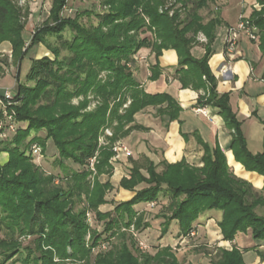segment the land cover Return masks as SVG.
Masks as SVG:
<instances>
[{
    "label": "trees",
    "instance_id": "1",
    "mask_svg": "<svg viewBox=\"0 0 264 264\" xmlns=\"http://www.w3.org/2000/svg\"><path fill=\"white\" fill-rule=\"evenodd\" d=\"M67 1L53 0L48 18L25 48L29 11L24 10L18 0H0V45L10 43L13 58L19 62L34 47L43 45L49 52V56L31 58L32 66L26 76L28 84L18 86L24 105L19 109L17 132L9 141H0V152L10 156L7 165H0V230L5 228L10 234L0 239V264H8L16 256L22 264H58L55 257L61 261L71 258L87 261L90 252L86 248V235L90 231L86 223L87 210L94 212L98 220H105V232L112 231V237L120 240L118 246L100 255L94 264H183L176 255V247H161L159 241L173 221L179 223V237L190 236L195 222L207 211L222 212L219 227L224 240L233 242L238 235L250 233L252 239L260 243L256 247L264 249V216L256 213V209L264 205V197L256 193L250 183L232 174L219 148L211 151L206 147L203 167H192L185 161L163 163L164 169L158 173L156 166L150 163L145 177L135 166L130 179H123L121 183L124 189L135 192V196L117 204L113 211H100L112 190L111 184L102 183L100 177L111 175L110 160L114 156L109 148L99 146L101 132L112 128L111 143L114 144L127 137L136 114L146 108L159 107L157 113H166L172 120L179 111L171 96L149 95L136 80L133 66L142 49H151L156 58L165 49L177 51L179 67L188 66L182 73L196 88L208 92L206 103L217 105L227 126L234 130L231 149L236 160L248 172L264 177V153L254 155L250 152L228 97H218L215 93V79L208 67V58L222 19L218 13L204 23L199 12L216 1L174 0L175 4L161 13L160 9L171 0H102L105 9L96 14L99 24L90 27L79 22L80 15L62 17ZM257 2L264 4V0ZM178 5L180 7L170 16L169 11ZM255 17L252 15L248 19L258 29L259 48L264 53V19ZM148 32L151 39L141 38ZM66 33L70 35L68 39L64 38ZM200 33L208 40L206 54L201 60L191 53V48L199 43ZM50 36L61 37V46L48 41ZM63 51L68 55L60 59ZM102 72L109 73L105 81L99 78ZM158 74L154 71L151 78H157ZM89 93L100 100L91 112L87 111L89 102L84 100ZM79 98L83 101L78 107L73 106L72 101ZM41 131L45 137L38 135ZM49 141L54 143L58 164L65 172L58 184L55 183L58 177L43 173L32 162V153L27 152L38 143L45 154ZM93 158L97 159V174L91 183L88 176ZM67 162L79 169L66 167L64 163ZM142 184L146 187L137 191ZM161 195L170 198L166 214L161 218L135 211L139 204L155 206ZM77 204L83 207L74 213L72 206ZM156 220L161 234L155 247L137 255L132 241L121 233L122 225L126 229L134 227L140 237L155 231L156 225H152ZM16 234L32 236V244L23 247ZM95 237L98 238H94L93 248L101 236ZM103 244L109 243L99 245ZM211 264L247 263L241 250L234 247L231 251L220 250L218 259Z\"/></svg>",
    "mask_w": 264,
    "mask_h": 264
},
{
    "label": "crops",
    "instance_id": "2",
    "mask_svg": "<svg viewBox=\"0 0 264 264\" xmlns=\"http://www.w3.org/2000/svg\"><path fill=\"white\" fill-rule=\"evenodd\" d=\"M215 1L221 5L219 13L222 19V25L217 29L212 53L208 58V67L215 79V93L218 97H228L250 152L254 155L263 154L264 148L253 149L251 144L257 139L259 141L264 140V112L261 108L264 103V83L261 81L264 76V53L261 52L258 42L255 44L249 37L244 36L237 52L233 55L226 54L225 39L231 26L222 12L224 0ZM246 2L241 5L243 6ZM37 6L39 3L30 6L29 23L26 26L24 38L25 35L30 34L29 29L34 27L33 24L35 25L40 21ZM242 14H245V11ZM206 44L200 40L191 48L194 58L201 60L205 56ZM42 47L44 48L42 45L38 46L36 55L49 56L48 50L44 48L46 50L44 51ZM1 48L8 49L12 46L6 42ZM36 59L40 58L36 57ZM31 66L32 59L30 58V61L26 63V67H28L26 75ZM224 68L229 69V71L226 73ZM187 70L188 66L179 67V56L177 51L173 49L163 50L158 58L151 49H142L135 57L133 73L143 90L153 96L168 94L177 102L179 111L173 120L166 113L158 114L159 107H148L136 114L132 130L127 137L120 139V144H124L132 152V156L125 157L120 154L115 160L114 155L110 160L111 175L100 177L102 183L109 182L112 186V190L106 196L107 204L100 207L102 213L113 211L117 204L130 201L135 196V192L121 186L123 179H130L129 176H131V171L135 166L141 169V173L145 177L148 176L147 170L150 163L156 166L158 173L163 171V163L177 164L185 161L192 167H203L206 147L211 151L219 148L224 153L232 174L250 183L259 195L264 193V177L256 172H248L244 165L236 160L231 149L234 130L227 126V122L220 114L217 105L206 103L209 96L208 92L196 88L194 83L189 81L190 78L182 73ZM154 71H158L159 74L157 78L152 79L151 76ZM8 73H11V70L8 69ZM203 80L207 82L205 77ZM165 105H162L163 108H166ZM198 109H203L206 113H198ZM145 187L146 185L142 184L136 190ZM169 202V197L161 195L160 199L154 203L155 206L139 204L134 209L138 214H153L161 218L163 214H166ZM214 212L203 213L195 222L194 230L198 233L197 237H188V240L187 237H179V223L173 221L159 244L161 247H178V254L176 253V255L179 260L190 249L208 246L210 248V245L216 243L222 247L226 244L227 251H231L234 247L240 249L247 264H264V249L256 247L260 243L254 241L249 235L250 233H246V239L244 238L245 241L251 240L254 243L250 252L248 251L249 248H243L242 241L244 239L240 235L232 243L224 241L221 228L218 226L222 212L218 214ZM155 222L152 227L158 226V231L153 232L157 243V238L161 234V227L159 221L156 220ZM199 262L211 264L207 260H200Z\"/></svg>",
    "mask_w": 264,
    "mask_h": 264
},
{
    "label": "rangeland",
    "instance_id": "3",
    "mask_svg": "<svg viewBox=\"0 0 264 264\" xmlns=\"http://www.w3.org/2000/svg\"><path fill=\"white\" fill-rule=\"evenodd\" d=\"M102 0H68L66 3V6L63 8L62 11V17L64 18H68V17H72L75 18L77 15L79 16V22L82 25H86L87 27L90 26H97L99 24L100 18L97 17V13H100L103 9H105V7H102L101 5ZM243 2H246V0H224V5L222 7V12L224 13V17L226 19L227 22H229L230 26L233 28H236L238 26V23L241 19V16L245 17L246 19L251 18L252 15H256V19L261 17L262 19H264V4H261L259 2H257V0H248L246 3L243 4V6L241 5ZM39 6H37L39 9L37 10V13L40 15V21L37 24H33L34 27L31 28L30 25V34L28 33L27 35H25L26 38V42L27 45L25 48H27L31 42V39L33 38V36H35L36 32L38 31L39 28H41L43 26L44 21H46V19L48 18V15L51 11L53 2L52 0H38ZM35 3L26 5V6H22L24 8V10H28L30 12V6L34 5ZM172 4H175L174 0H171L167 3V5L163 8L160 9V12L163 13V11H167L169 9V7L171 8ZM262 5L263 7L261 9H256L255 5ZM180 5H178L175 8H172L169 11L170 16L173 15L174 11L176 10V8H179ZM221 5L220 3H214L212 5H210L209 8L206 9H202L199 14L200 16L204 19V23H207L208 21H210L211 19H213L214 16H216L219 12H220V8ZM71 11V12H70ZM245 11V14H242V12ZM183 16H185V11L183 12ZM254 18V20H255ZM29 17L26 19V26L29 23ZM64 34H62L63 37ZM151 33H146L143 34L141 36V38L144 37H148L149 39H151ZM70 37L69 34H65L64 38L68 39ZM197 40L200 41V39L205 38L206 36L203 35L202 33H200V35L198 34L197 36ZM61 38V37H60ZM60 38H57V36H50L48 37V41H50L53 45H57V46H61L62 40H60ZM208 42V40L206 39V43ZM6 42H4L3 44H5ZM0 45V141H9V139L13 138V135L17 132V130L15 132H9L8 130H10L11 126L13 125L14 122H19V109H22L24 102H23V96L19 94V89L18 86L19 84H28L26 81V72L28 67H26V63L28 61H30V58H42V55H36L37 51H38V47H34L32 48L29 53L28 56H26L24 63L19 62L18 59L13 58V50L12 48H8V49H3L1 48ZM43 46V45H42ZM43 48V47H42ZM46 49V47H44ZM43 48V49H44ZM44 49V51H46ZM61 49H63V46L61 47ZM64 53L61 54L60 59L63 57H66L68 55V53L66 51H63ZM35 53V55H34ZM51 56V55H50ZM53 59L55 58L54 56H51ZM26 61V62H25ZM8 69L11 70V73H8ZM29 71V70H28ZM29 73V72H28ZM109 76L108 72H102L101 75L99 76L100 79L102 80H107ZM5 91H10L13 95V99L10 101H5L3 99V95L5 93ZM86 101L89 102L88 106H87V111L91 112L94 111L96 109V107L99 105L100 100L98 98H96L95 95H91L89 93V95L87 96L86 99H84ZM83 101L82 98L79 99H74L72 101V105L75 107H78V105L80 104V102ZM130 102H128L123 109H125ZM263 112H264V103L261 106ZM122 109V110H123ZM121 110V113H122ZM107 131H109L111 133V136H108ZM41 137H45V133L44 132H40L38 134ZM114 135V130L112 128H105L100 136H99V146L101 148H109V150H111L113 153V148L117 143H120V138L119 140H117L114 144L111 143V139L113 138ZM31 138H29L26 142L28 143V141ZM246 141V140H245ZM251 144V143H250ZM39 146V144L35 143L33 144L31 147H29L28 151L29 153H32V147L33 146ZM1 146V144H0ZM40 147V146H39ZM251 147L257 148V149H262L264 148V140L259 141V139H257L254 143L251 144ZM40 149L42 150V148L40 147ZM115 155V153H114ZM58 153L56 152L54 143L52 141L47 142V151L45 154H40L35 156V154L33 155L32 153V162L37 165L39 167V169L45 173L47 176L50 175H55L57 176V182H55L56 184L59 183L58 179L59 178H63L65 177V172L63 171V167L59 166L58 164ZM115 160L117 159V157L115 156L114 158ZM10 161V156L9 153L7 152H0V165L1 166H5L9 163ZM64 165H66V167H73L74 169L78 170V166L74 165L71 162H67L66 164L64 163ZM95 171L89 169L90 171V175L88 176V181H92L94 180V177H96L97 174V170H96V165L94 167ZM61 182V181H60ZM262 197H264V193H262V195H260ZM84 199V198H83ZM85 201V200H83ZM72 212L77 213L78 211H80L82 209V205L80 206L79 204H77L76 206H72ZM160 211V208H159ZM164 211V210H162ZM159 213V212H158ZM214 213L218 214L219 211H215ZM256 213L259 216H264V205H260L257 209H256ZM156 214V213H155ZM222 220V218H221ZM220 220V222H221ZM86 223L89 224V229L90 231L87 233L86 235V248L89 250L90 252L87 255V261H78L75 258H71L70 260H64L61 261L58 257H55V262L58 264H94L95 261L98 259V257L100 255H106L108 253H110L113 248L115 246H118L120 243L119 238L116 237H112V231H106L105 232V220H98V218L96 217L95 213L92 212L91 210H87V214H86ZM219 226V224H218ZM121 233H125L127 235L128 241H132L133 245V251L138 255L141 252H146L149 251L150 249H153L156 245L154 236H153V231L149 232V234H145L142 236H138L136 235V231L134 229V227H131V229H126L124 228V226L122 225L121 227ZM220 228V227H219ZM153 230L158 231V226L156 225L155 228H153ZM221 230V229H220ZM154 231V232H155ZM195 236H188V237H197V232L194 230ZM246 234H240V237H242L243 239L245 238ZM250 235V234H249ZM10 236L9 232L7 229L3 228L0 230V239L3 238H8ZM95 236H101L100 239L97 242V245L94 246L93 248V241L94 238H98ZM153 236V237H152ZM15 237H18L20 243L24 246H27L32 244L33 241V237L32 236H20L18 234H16ZM187 237V240H188ZM246 239V238H245ZM242 241V246L243 248H249V252L253 249L254 247V243L251 242V240H246ZM106 241L109 243L107 245V249L106 251L101 250L100 245L101 243H106ZM226 241V240H224ZM229 243H232L231 241H228ZM131 243V242H130ZM233 246V244H232ZM181 248V247H179ZM230 248V247H229ZM70 250V249H69ZM220 250H226V244H224V246H220V244H213L210 245L208 247H201L198 249H190L189 251H187V253L184 254L183 257L180 258V261L183 264H201L199 261L200 260H207L210 263H212V261L218 259L219 255H220ZM71 251V250H70ZM102 251V252H101ZM175 252L178 254V247L175 248ZM199 257V258H198ZM64 262V263H63ZM199 262V263H198ZM8 264H22L19 260V256H16L14 258V260H12L10 263Z\"/></svg>",
    "mask_w": 264,
    "mask_h": 264
},
{
    "label": "built area",
    "instance_id": "4",
    "mask_svg": "<svg viewBox=\"0 0 264 264\" xmlns=\"http://www.w3.org/2000/svg\"><path fill=\"white\" fill-rule=\"evenodd\" d=\"M32 3H37L38 0H18V4L22 7V6H26ZM263 6L262 5H255L256 9H261ZM65 9V8H64ZM71 12V11H70ZM244 36H247L250 38V40L252 42H254L255 44L259 41V35H258V29L256 28V26H254L250 19H246L245 17L241 16V19L238 23V26L236 28H229L227 35H226V39H225V51L226 54L228 55H233L235 52H237L238 47L240 45V43L242 42V38ZM201 41L206 42L205 38L200 39ZM224 71L227 73L229 71V69L224 68ZM261 81L264 83V76L261 79ZM3 99L5 101H10L13 99V95L10 91H5L4 95H3ZM198 113H202L205 114V110L203 109H198L197 110ZM11 128L10 130H8L9 132H15L17 130V123L14 122L13 125H10ZM108 136H111V133L109 131H107ZM113 151L115 153V156L119 157L120 154H123L125 157H131L132 156V152L124 145V144H120L117 143L114 148ZM32 153L33 155L35 154V156L42 154V150L40 149L39 146L35 145L32 147ZM97 163V159L93 158L90 162V169L95 171L94 167ZM191 236H195V233L192 232ZM101 250H106L107 249V244H103L100 246Z\"/></svg>",
    "mask_w": 264,
    "mask_h": 264
}]
</instances>
